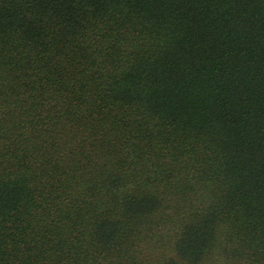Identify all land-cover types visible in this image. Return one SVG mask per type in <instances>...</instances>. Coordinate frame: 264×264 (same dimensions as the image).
<instances>
[{"label": "trees", "instance_id": "1", "mask_svg": "<svg viewBox=\"0 0 264 264\" xmlns=\"http://www.w3.org/2000/svg\"><path fill=\"white\" fill-rule=\"evenodd\" d=\"M0 264H264V0H0Z\"/></svg>", "mask_w": 264, "mask_h": 264}]
</instances>
